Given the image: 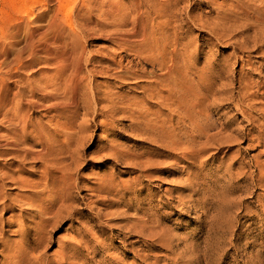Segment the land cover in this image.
<instances>
[{"label": "rangeland", "instance_id": "obj_1", "mask_svg": "<svg viewBox=\"0 0 264 264\" xmlns=\"http://www.w3.org/2000/svg\"><path fill=\"white\" fill-rule=\"evenodd\" d=\"M88 1L67 0L59 10L62 0H0V264H264V46L253 42L254 28L238 29L256 22L253 9L264 11V0L173 3L165 19L178 39L168 33L175 42L165 65L176 59L168 74L147 61L149 45L164 44V27L154 28L164 20L149 13L148 40L120 48L79 33L82 19L92 30L101 15ZM105 1L119 8V21L134 0L91 4ZM55 12L63 37L76 35L85 48L69 111L16 102L54 72L43 55L30 59L27 43L52 38ZM111 57L122 60L114 78L101 73V59ZM241 75L260 81L252 108L237 94ZM198 77L208 89L193 113ZM92 94L101 100L94 104ZM168 95L172 105L162 102ZM25 108V137L16 142L5 118Z\"/></svg>", "mask_w": 264, "mask_h": 264}, {"label": "bare ground", "instance_id": "obj_2", "mask_svg": "<svg viewBox=\"0 0 264 264\" xmlns=\"http://www.w3.org/2000/svg\"><path fill=\"white\" fill-rule=\"evenodd\" d=\"M91 1L92 0L88 1V5H89L90 9H92V8L99 9L101 15H100L99 19L94 22V24H95V26L93 27L94 29H92V30L88 29L89 26L82 19V22L79 23V26H78L79 28L77 27V30L79 31V33L82 34V32H83L86 35H88L89 37L90 36H92V37H103V36H105L107 39L113 40L114 42L119 44L118 46H120V48H122L123 46H129L132 44L146 42L148 40L147 36H145V31H146V27L148 25L146 18L148 17L149 13L155 14L157 16L156 19L164 20V21H159L154 26L155 29H160V26L164 27L165 31L160 36V41H162L164 44H163L161 49H158V51L154 50L153 46L149 45V48H150L149 51H151L152 53H150L147 61L148 62L150 61L151 63H155L157 65L158 69L161 71H163L165 68L167 74L172 70V68L176 64V62H175L176 59L174 57L172 59H169L170 64L168 66H166L165 64H166L167 58H166L165 54H167V55L171 54V52L173 50H170V49H172L174 46H172V45L169 46V45L171 42H175V40L178 39V35L175 32H172V29H174L173 21L171 19H167V18L165 19V16H167L165 13H167L169 11V8L172 7L173 3L181 1V0H163L162 3L159 2V4L155 5L153 8H146V7L142 6L141 0H134L133 2L131 1L128 8L127 7L125 8V14H123L119 17L120 18L119 21H116L114 19V17L117 15V12L119 11L118 7H116L114 5H110L107 1H105L103 3H98L97 6H95L94 3L91 4ZM96 1H98V0H96ZM237 1H241V0H235L234 2H237ZM84 2H85V0H82L81 3H84ZM210 2H211V0H210ZM248 2H249L248 5L252 4V3H250L249 0H248ZM66 3H67V0H62V2H57L59 10L64 8L66 6ZM220 5H221V3H220ZM83 6H86V5H83ZM217 8L220 10L222 9V7H220V6H218ZM220 10H218V11H220ZM253 11H254V15L256 14V16H253L254 18H256V20H255L256 22H253V24L249 23V24H245V25H240V26H238V29H243L244 31H246V30H249L251 28H254V31H252L253 35H254L253 36V42L256 43V42L261 40L262 41L261 46H264V26H262L264 24L261 23L262 25H260L259 24L260 20L258 21V18H257V15L264 16V13H262L264 11H262L261 9H258V8H254ZM56 14L57 13L55 12L54 17L51 19L50 26H49L53 30L52 31V38L45 40L44 42L41 43L40 46H35L36 41H34L32 39H30L29 42L27 43V47L29 48V53H30V59H34L38 55H43L44 58L50 64V66L54 72L49 77H47V78L43 79V81H41V84H40L41 87L38 86V84H31L30 86H28L29 87L28 89L30 92L29 96L27 95V93H22V94H20V99L16 100V102L18 104H21V105L27 106V107H29V105H30L32 108H37V109H40L42 111L43 110H52V111H54V110H58V111L68 110L69 111V109H72L73 107L74 108L77 107V102H75V100L77 99V94H78V91L80 89V82L82 80V77L80 78L79 74L81 73V71L84 67V65H83V61H84L83 60V54L85 52V48H84V46H79L80 48H78L77 45L75 44L77 39L79 40L80 38L76 37V35L75 36L69 35V36L63 37L64 32H63L62 26L54 24ZM245 19H247V18H245ZM260 19H262V18H260ZM221 20L223 21L224 17L221 18ZM262 20H264V19H262ZM104 22L106 24H104ZM233 22H235V21H233ZM189 23L192 24V26H194L196 28L206 30L209 37H211L213 39H214V37L212 35L215 36L216 40H219L222 38V33H220V34L214 33L210 29V27L207 26V24H208L207 22H202L201 19H199L197 17H191L189 19ZM218 26H223L222 22H221V24H218V25L216 24L215 28ZM109 28H114V29H109ZM221 31H222V29H221ZM169 32H171L170 35H173V38H175V40L173 39L172 41H168L169 40L168 37H170V35L168 36ZM232 45L236 46V47H234V49L239 50V43L233 42ZM139 54H143V51L139 52ZM18 56H20V55H18ZM33 61L34 60H31L28 63V65L25 64L24 69L29 70L32 67L31 63ZM101 61H103L104 63L107 64L106 68H104L105 70L104 71L101 70V73L105 74L108 78H114L117 75V73H121V71H120V69L122 68L121 67L122 66L121 58H119V60H116L115 58H112V57L111 58H102ZM85 64H87V62ZM115 67H118V70H116ZM220 69H222V68H220ZM125 73H126L125 75H127L128 71H125ZM125 75L123 77H118V78L123 79V78H125ZM215 79L217 81L222 82L220 84V89L223 92H227L229 90V85L224 83V81H221L220 72L216 73ZM262 80H264V79H262ZM198 81H199V85H200V91H198L195 94L193 113L196 112V107L198 106L199 101H200V100H198L197 95L202 94V92H204L208 89L207 83L205 81H203L202 78L198 77ZM55 82L60 84V87H58V89H53V87H51ZM225 82H226V80H225ZM227 82H230V81H227ZM236 82L238 83V87H239V91L237 94L239 96H241V98L243 100L249 102L248 107L252 108L254 106V104L251 103V99L256 95L257 90L254 91V89H258V83H260V81H256V82H252L250 80L247 81L246 77L242 76V77L236 79ZM48 87L49 88L51 87L50 88L51 91H49V92H47ZM34 90H36V92L39 91L38 93H39L40 97H38V98L35 97L36 94H35ZM16 92H19V89ZM96 94H92V97H93L92 101L94 100V104L101 100L99 98L100 96L98 97V96H96ZM51 95H53V96H51ZM69 97L71 98L70 101H68ZM30 98H32L34 101L27 100ZM85 98H86V96H85ZM77 101H78V99H77ZM163 101H165L171 105L173 104V98L170 95H168L165 99H162V102ZM3 103L4 102H2V101L0 102L1 107H2ZM22 108L24 109V107H22ZM25 110H16V117L15 118L13 116H12L13 117L12 119L5 118V121L7 123V132L9 134H11L13 136V138L16 137V142L18 141V139L25 137V128H26L25 122L28 119V117H27L28 108H25ZM262 112H264V111H262ZM201 132L202 131H200V133ZM38 137L41 138L40 135ZM14 143H15V141H14ZM1 200L2 199L0 198V201Z\"/></svg>", "mask_w": 264, "mask_h": 264}]
</instances>
